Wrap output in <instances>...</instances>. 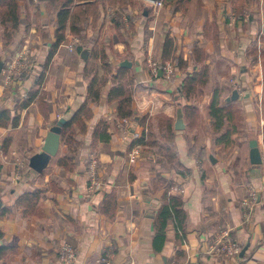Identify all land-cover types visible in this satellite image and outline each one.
Wrapping results in <instances>:
<instances>
[{
    "label": "crops",
    "instance_id": "0c3cea01",
    "mask_svg": "<svg viewBox=\"0 0 264 264\" xmlns=\"http://www.w3.org/2000/svg\"><path fill=\"white\" fill-rule=\"evenodd\" d=\"M135 1L102 0L100 17L95 22L89 18L84 37L72 33L68 25L57 47L62 31L58 11L50 9L49 0H19L21 20L16 29L0 18V59L4 62L0 111L7 110L18 119L15 127H0V229L5 232L0 244L16 247L11 264H264L261 13L254 6L239 19L235 14L238 0H188L187 9L177 13L171 12V6L140 0L141 6L154 10L144 29ZM128 14L130 26L124 25ZM119 15L124 26L116 21ZM130 27L135 34H128ZM168 34L188 62L173 79L160 73L153 76L149 62L153 57L162 61ZM70 43H74L72 49ZM95 44L98 61L105 54L114 68L126 59L132 62L126 66L136 79L132 118L117 116L118 103L109 98L110 88L117 83L113 80L104 87L100 100L89 99L90 80L84 74L87 60L79 47L88 49L90 60L95 61ZM25 52L33 62L29 72L7 82V64ZM189 75H196L197 80L189 93L182 94L179 105L175 96ZM235 89L239 98L228 100ZM215 97L235 110V120L228 123L236 124L237 131L229 144L218 140L221 133L210 116ZM86 102L92 116L84 118L83 126L74 123L70 130H63L59 150L48 167L42 172L33 169L30 158L42 150L51 127L63 117L70 121ZM179 106L185 115L182 130L175 128ZM101 121H109L110 139L94 143V130ZM147 130L150 136L144 155H149V162L143 161L145 156L132 160L133 141ZM8 139L11 143L4 151ZM254 139L263 157L260 166L250 159ZM93 153L99 158L97 174L103 182L96 191L90 190L89 174L81 169L82 165L88 169ZM61 159H67V166ZM252 188L258 200L247 220L242 202ZM29 192L39 194L30 205L33 213H26L27 205L20 203ZM166 192L183 198L187 217L183 230L169 221L159 252L153 246L155 222ZM107 205L111 209L106 213ZM227 227L242 251L247 247L239 257L210 250L216 235ZM66 242L76 249L71 263L60 258ZM104 256L108 262L102 261Z\"/></svg>",
    "mask_w": 264,
    "mask_h": 264
},
{
    "label": "trees",
    "instance_id": "16d2710c",
    "mask_svg": "<svg viewBox=\"0 0 264 264\" xmlns=\"http://www.w3.org/2000/svg\"><path fill=\"white\" fill-rule=\"evenodd\" d=\"M101 1L102 0H49L47 5L51 7L50 9L58 11L59 29L62 31V33L58 34L55 46H59L64 40V31L68 25L72 33L84 37L88 30L89 18L93 17L95 22L100 17ZM253 1L254 0H238L235 14L236 16L238 15L239 19L243 18ZM164 5L171 6V12L177 13L182 9H187L186 5H188V0H164ZM20 8L19 0H0V18L2 22L5 24L10 22L11 28L16 29L21 20ZM120 17L121 15H119L116 21L122 25L120 23ZM82 46H86V44L84 45L83 43ZM82 46L79 47L82 52L88 50ZM200 51L201 48L197 46L196 52L200 53ZM98 53L99 46L95 44L92 48V55L95 61H91L90 58L86 59L87 62L84 68V74L90 80L88 86L89 99L93 101L100 100L103 96L104 87L107 86L110 80H113L117 83L110 88L109 98L111 101H116L118 103L117 116L120 119L132 118L135 116L133 108L134 88L136 84L135 77L129 73V68L126 66L119 65L114 68L106 59L105 54H103L102 59L98 61ZM168 61L173 62L176 73L178 69H184L188 66V62L184 58L183 50L178 46L177 41L170 34H168L165 39L162 61L159 66L165 68ZM114 70H116V72H114ZM188 77H190V79L185 85L180 87L178 91L179 95L189 93L192 90V83L194 84L197 80L196 75H189ZM35 94L36 93H33V97ZM33 97H30L29 101H31ZM177 102L179 105L181 104V100H177ZM27 104L28 102H26L23 107ZM209 108L210 116L215 119L216 129L221 133L218 140L229 144L232 140V134L237 131L236 124L228 123L229 120H235V110L222 105L217 97L214 98ZM91 116L92 110L88 106V102H86L75 112L72 119L63 126V130L65 132L70 130L74 123L78 126H83L85 123L84 118H89ZM11 124L15 127L18 124V119L13 118L11 113L7 110L0 111V127H8ZM109 127V121H101L96 126L93 135L94 143H97L99 140L104 142L110 139L108 132ZM10 143V139L5 140L3 145L4 151H8ZM147 143L146 132H144L141 136L135 138L132 147L137 144L146 145ZM60 163L67 166V159H61ZM38 199L39 194L29 192L21 197L20 203L27 205L28 211L26 213H33L34 210H31L30 205H33ZM164 199V204L159 210L155 222L156 234L153 240V246L159 252L163 250L166 242L169 221L173 220L176 228L183 230L187 217V212L184 209V200L180 195H168L166 192ZM110 209L111 205L104 206L103 212L105 211L107 213ZM4 238L5 232L0 229V241L4 240ZM16 253L17 249L15 246L8 243L0 244V264H11Z\"/></svg>",
    "mask_w": 264,
    "mask_h": 264
},
{
    "label": "built area",
    "instance_id": "2783aa9c",
    "mask_svg": "<svg viewBox=\"0 0 264 264\" xmlns=\"http://www.w3.org/2000/svg\"><path fill=\"white\" fill-rule=\"evenodd\" d=\"M147 1L151 4H154L157 7L164 5V0H156V1L147 0ZM68 46L70 49H72L74 47V43H70ZM149 62H150L151 73L155 77L159 75L161 69L163 70L164 75L167 77H172L176 72L175 65L171 61H168L166 63L165 68H161L159 64L155 63L153 60H150ZM30 67H31V62L28 53L25 52L19 59L10 61L7 64L6 81L10 83L15 76L23 78V76L29 72ZM141 148H142V144H137L134 147V149L130 153L132 160L138 158V156L141 154ZM20 164L22 166L25 165V163L22 162ZM96 164H97V159H93V161L90 163V168H89V177H90L89 188L91 191L99 190L103 186V182L101 181V179L98 178V174H97L98 165ZM257 200H258V192L255 188H252L249 192V195L242 202L243 206L245 207L244 217L247 220H250V218L252 217L253 209L257 203ZM210 250L211 252L226 257H233V256L239 257L242 252V246L241 243L234 238L232 229L227 227L225 229H222L216 235ZM76 255H77L76 249L73 244L66 242L62 245L60 250V258L62 262L71 263L76 259ZM102 261L108 262L109 259L107 256H104L102 257Z\"/></svg>",
    "mask_w": 264,
    "mask_h": 264
},
{
    "label": "water",
    "instance_id": "95a60500",
    "mask_svg": "<svg viewBox=\"0 0 264 264\" xmlns=\"http://www.w3.org/2000/svg\"><path fill=\"white\" fill-rule=\"evenodd\" d=\"M149 1H156V0H149ZM84 59L89 58V52L88 50H84L82 54ZM122 66H132V62L129 60H124L121 62ZM4 66V62L0 59V71H2V68ZM160 74H163V70H160ZM239 98V91L235 89L229 97L230 99H237ZM176 121H175V128L178 130H182L186 127L185 124V115L183 111V107L179 106L177 108L176 112ZM67 123L66 118H61L59 122L51 127L49 132L47 133V136L45 138V142L43 144L42 150L30 158V166L35 169L38 172L44 171L45 168L48 167L51 159L53 156H55L59 150L60 144H61V136L63 131V126ZM250 159L253 165L260 166L263 164V157L260 151V148L258 146V141L256 139L252 140L250 143ZM2 149V143H0V150ZM81 169H84V172L86 171V166L82 165ZM0 171H1V165H0ZM1 206V202H0ZM247 247L241 252V255H243L246 251Z\"/></svg>",
    "mask_w": 264,
    "mask_h": 264
},
{
    "label": "rangeland",
    "instance_id": "374dc122",
    "mask_svg": "<svg viewBox=\"0 0 264 264\" xmlns=\"http://www.w3.org/2000/svg\"><path fill=\"white\" fill-rule=\"evenodd\" d=\"M147 1V0H146ZM147 3H149L148 1H147ZM263 3V4H262ZM262 3H260V2H258V0H254L253 2H252V4H251V6H250V8H249V10H251L252 11V8L255 6V7H257L256 9H259V11H260V13H261V17L262 18H260V23L262 24V28H263V30H264V0H262ZM135 5H137L138 7V12H137V18H138V20L140 21V22H142L143 23V28L145 29V26H146V21H149V20H152L153 19V14H154V10L151 8V6H150V8L149 9H151V10H147L146 9V7H144V5H142L141 6V1L140 0H136L135 1ZM149 5H154V4H151V3H149ZM259 5H260V8H258L259 7ZM159 7V6H158ZM163 7V6H162ZM261 9V10H260ZM145 10L147 11V13L145 14L144 12H145ZM155 10H158V9H156L155 8ZM148 14V15H147ZM233 14V13H232ZM150 15V16H149ZM235 17V16H234ZM231 21H233V24H234V22H236V18H234L233 20H231ZM124 23L126 24V26H130V24H131V21H130V15L128 14L127 16H126V18L124 19ZM234 28H236V25L234 26ZM129 32H128V34L130 35L132 32L135 34V30L133 31V28L132 27H130L129 28ZM237 30H238V27H237ZM239 31V30H238ZM145 34H146V32H145ZM262 38H264V36H262ZM31 52V51H30ZM29 54V53H28ZM154 59H152L155 63H157V64H160L159 62H158V60H157V57L155 58V57H153ZM29 59H30V57H29ZM30 62H31V66H32V61H31V59H30ZM172 62V61H171ZM164 74V73H163ZM176 75V72H175V74L172 76V77H167V78H171V79H173V78H175L174 76ZM26 76V75H25ZM24 76V77H25ZM231 80V79H230ZM232 81L233 80H231L230 81V83L232 84ZM233 84H235L234 83V81H233ZM240 86V85H239ZM240 87H242V86H240ZM179 92H178V94H177V96H175L178 100H182V95H179ZM242 117H243V119H244V116H243V114H242ZM243 119H242V125H240L241 127L243 126ZM241 124V123H240ZM149 136H150V132H148V130H147V132H146V138H147V140H149ZM76 142V144H77V141H75ZM75 142H74V146H75ZM79 143V142H78ZM148 147V146H147ZM144 145L142 146V148H141V154L138 156V159L139 158H142L143 156H145L144 158H146V159H143V161H145V162H149L148 160L150 159L148 156V154H146V155H144ZM93 159H97V164L96 165H98L97 166V172H98V167H99V158H98V156H97V153H93V155H91V157H90V163L93 161ZM137 159V160H138ZM162 160V159H161ZM90 163H89V167H88V169L86 168V171L88 172V174H89V168H90Z\"/></svg>",
    "mask_w": 264,
    "mask_h": 264
}]
</instances>
